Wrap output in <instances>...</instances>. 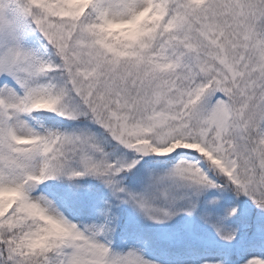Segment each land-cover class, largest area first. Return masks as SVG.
<instances>
[{"label":"snow or ice","instance_id":"6c2138e0","mask_svg":"<svg viewBox=\"0 0 264 264\" xmlns=\"http://www.w3.org/2000/svg\"><path fill=\"white\" fill-rule=\"evenodd\" d=\"M124 205L264 264V0H0V264H161L113 246Z\"/></svg>","mask_w":264,"mask_h":264},{"label":"rangeland","instance_id":"374dc122","mask_svg":"<svg viewBox=\"0 0 264 264\" xmlns=\"http://www.w3.org/2000/svg\"><path fill=\"white\" fill-rule=\"evenodd\" d=\"M82 183H96L97 181L94 178H84ZM139 189V185H134ZM99 189H104L100 191V194L106 195L107 189L106 186H99ZM219 195L215 189L206 190V193L202 195V207L204 204L211 199L212 196ZM225 197L236 198L233 191H227L224 194ZM239 202H241V214H244L246 219L250 216L254 220L258 215L259 210L255 208L253 202L246 196L241 195L238 197ZM212 211L218 214H224L225 209L219 205L213 206ZM122 216V224L128 223L132 228L135 229V233H138V229L143 231L153 232L157 237L164 240H172L176 245L180 246L179 253L170 254L168 249L165 247L170 245L169 243H162L153 241L152 243L158 245L155 249V255L145 253L147 258L160 261L161 264H201V261L204 259H211L222 255L229 248L233 247L232 244L222 240L215 232L214 228L211 225L202 223L198 217H189L186 214H180L174 217L170 221H165L163 223H157L145 217L138 210L132 208L130 205H124L120 209ZM229 221L231 219H228ZM225 221L226 224L230 225L231 222ZM234 226V225H231ZM122 233V232H121ZM123 237H127V242L125 243ZM130 235H121L115 241V246L118 249L127 250L133 242L135 237L130 238ZM193 246V247H190ZM194 246H197L195 248ZM184 247H189L185 249ZM249 257L261 256L264 255V249L259 246L252 248L248 252Z\"/></svg>","mask_w":264,"mask_h":264},{"label":"trees","instance_id":"16d2710c","mask_svg":"<svg viewBox=\"0 0 264 264\" xmlns=\"http://www.w3.org/2000/svg\"><path fill=\"white\" fill-rule=\"evenodd\" d=\"M93 184H97L98 187L100 186L99 185V182L97 181L96 183H93ZM102 189H99V192L101 191ZM243 201V200H242ZM241 201V202H242ZM238 203L240 205V208H241V202H239V199L236 197V198H232V197H223V203L222 204H218L220 207H222L223 209H225V206L228 205V204H231V203ZM246 216L244 214H241L235 218H229L231 219L230 221L227 219V221L231 222L230 225H234V226H237V225H240V226H244L246 225L248 222H249V218L246 219L245 218ZM124 228L127 227L126 224L123 225ZM127 230L130 232L131 229L127 228ZM138 233L140 235H144V236H148L152 239V242L153 241H156L158 242V244H160L159 242H162V243H167V242H164L163 239H160L159 237H157L153 232H150V231H143V230H140L138 229ZM120 236H118L117 238H119ZM170 244V243H169ZM158 245H155V244H151L149 246V248L147 249V251H150V252H153L155 251V249H157ZM180 246L178 245H174V244H170L168 246H166L165 248L170 250L169 253L170 254H175V253H179L180 249H178Z\"/></svg>","mask_w":264,"mask_h":264},{"label":"clouds","instance_id":"9594fccd","mask_svg":"<svg viewBox=\"0 0 264 264\" xmlns=\"http://www.w3.org/2000/svg\"><path fill=\"white\" fill-rule=\"evenodd\" d=\"M136 22H132V24L118 29L116 32H113V36L123 40L125 38L131 39L133 38L136 34H138L139 29L135 26ZM107 27V26H106ZM111 31V28L108 29Z\"/></svg>","mask_w":264,"mask_h":264}]
</instances>
